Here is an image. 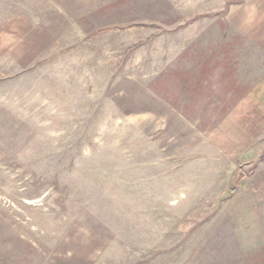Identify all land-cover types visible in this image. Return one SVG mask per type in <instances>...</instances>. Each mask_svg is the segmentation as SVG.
I'll return each instance as SVG.
<instances>
[{
  "label": "rangeland",
  "instance_id": "374dc122",
  "mask_svg": "<svg viewBox=\"0 0 264 264\" xmlns=\"http://www.w3.org/2000/svg\"><path fill=\"white\" fill-rule=\"evenodd\" d=\"M245 2L0 0V264H264V147L212 141Z\"/></svg>",
  "mask_w": 264,
  "mask_h": 264
},
{
  "label": "crops",
  "instance_id": "0c3cea01",
  "mask_svg": "<svg viewBox=\"0 0 264 264\" xmlns=\"http://www.w3.org/2000/svg\"><path fill=\"white\" fill-rule=\"evenodd\" d=\"M230 17L231 36L227 40L226 61L212 74L223 91L227 88L225 122L212 138L226 158H255V147L263 149L264 134V0H248ZM216 67V66H215ZM211 74V75H212ZM212 132V131H211ZM255 144H257L255 146ZM232 164L233 162L227 161Z\"/></svg>",
  "mask_w": 264,
  "mask_h": 264
},
{
  "label": "trees",
  "instance_id": "16d2710c",
  "mask_svg": "<svg viewBox=\"0 0 264 264\" xmlns=\"http://www.w3.org/2000/svg\"><path fill=\"white\" fill-rule=\"evenodd\" d=\"M104 31H105V30H98V31H96L95 33H93L92 36H97V35L103 33Z\"/></svg>",
  "mask_w": 264,
  "mask_h": 264
}]
</instances>
